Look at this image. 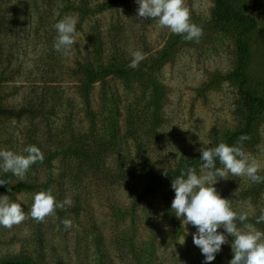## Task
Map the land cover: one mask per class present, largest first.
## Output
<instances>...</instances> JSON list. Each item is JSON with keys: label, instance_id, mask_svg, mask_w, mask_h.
<instances>
[{"label": "rangeland", "instance_id": "374dc122", "mask_svg": "<svg viewBox=\"0 0 264 264\" xmlns=\"http://www.w3.org/2000/svg\"><path fill=\"white\" fill-rule=\"evenodd\" d=\"M237 2L258 22L249 76L264 97V0ZM215 3L184 0L202 29L198 40H185L137 17L135 0H0L1 105L24 112L0 117V149L35 145L43 154L23 181L0 173V195L25 214L11 228L0 226V262L202 264L196 229L174 215V191L163 177L244 127L232 78L235 35L212 26ZM66 15L78 19L69 54L54 48L53 25ZM133 51L143 55L136 68L129 66ZM111 66L129 74L105 77L86 96L87 70ZM237 146L264 176V114L253 138ZM215 188L234 212L247 214L244 223L264 232V221L257 223L264 182L230 176ZM40 191L72 205L38 222L30 210ZM227 240L211 264H228Z\"/></svg>", "mask_w": 264, "mask_h": 264}, {"label": "clouds", "instance_id": "9594fccd", "mask_svg": "<svg viewBox=\"0 0 264 264\" xmlns=\"http://www.w3.org/2000/svg\"><path fill=\"white\" fill-rule=\"evenodd\" d=\"M135 2L138 5L136 15L141 20H155L159 27L182 35L185 40H198L202 35V29L190 22V13L184 6V0ZM77 22V17L66 15L53 25L56 31V51L64 54L71 52L77 35ZM131 56L129 66L136 68L143 55L140 51H133ZM245 139L247 137L244 135L239 138L241 142ZM199 152L203 171L198 175L194 168L189 167L186 171L182 169L172 179L174 198L170 207L184 225L191 224L195 227L196 231L192 234L193 244L204 257L202 264H211L215 260L222 245L229 242V236L232 257L228 264H264V232L244 223L247 214L238 215L234 212L228 199L221 197L215 188L220 179H228L230 176L247 177L254 183L264 182V176L258 174L260 165L250 160L248 154L236 145L219 143L215 147L201 146ZM37 161H43V154L35 145L25 146L22 153L0 149V173L10 172L20 181H23L28 169ZM217 163L222 167H217ZM5 183L4 179H0V185ZM65 205L71 206L72 200L66 197L58 202L50 191H40L33 196L30 215L41 222L46 216L53 215L57 208ZM24 218L21 204L11 202L7 195H0V226L11 228L21 223ZM237 220L242 226H237ZM261 221H264V214L257 218V223ZM62 223L65 228L71 227V220L65 219Z\"/></svg>", "mask_w": 264, "mask_h": 264}, {"label": "trees", "instance_id": "16d2710c", "mask_svg": "<svg viewBox=\"0 0 264 264\" xmlns=\"http://www.w3.org/2000/svg\"><path fill=\"white\" fill-rule=\"evenodd\" d=\"M211 24L216 28H229L235 35V44L237 50V68L232 75L234 82L238 86L240 97L239 113L243 119L244 127L242 130L230 135L223 142L228 145H241L249 142L256 129L258 116L264 114V97L257 95L252 87L249 76V69L252 62V44L250 35L257 29V19L248 14L237 0H216L212 12ZM129 73L123 72L113 66L106 67L98 71L87 70V76L83 91L86 96L91 92L92 87L102 81L105 77L116 76L126 77ZM23 111L6 110L1 105L0 97V117L21 118ZM241 135L247 137L243 142L239 140ZM200 154L191 156L188 161L176 171L170 172L163 177V180L172 182V179L178 176L181 170H187L189 167L195 170L201 166L199 160ZM219 166V163H217ZM0 264H37L31 261H4Z\"/></svg>", "mask_w": 264, "mask_h": 264}]
</instances>
